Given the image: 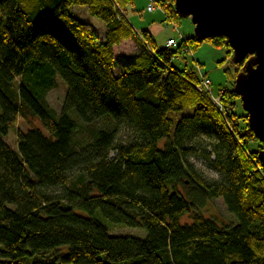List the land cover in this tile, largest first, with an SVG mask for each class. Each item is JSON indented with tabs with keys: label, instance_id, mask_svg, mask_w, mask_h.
Returning a JSON list of instances; mask_svg holds the SVG:
<instances>
[{
	"label": "trees",
	"instance_id": "trees-1",
	"mask_svg": "<svg viewBox=\"0 0 264 264\" xmlns=\"http://www.w3.org/2000/svg\"><path fill=\"white\" fill-rule=\"evenodd\" d=\"M174 1L158 5L176 23ZM131 4L0 0V264H264V145L228 107L240 101L245 61L219 89L220 110L199 75L171 61L203 42L230 53L227 40L181 35L157 48L127 21ZM74 5L104 23L102 42L69 14ZM126 40L138 51L115 58ZM57 78L66 86L58 113L46 100ZM28 114L47 134L16 129L13 150L4 138ZM193 159L218 179H204ZM215 198L235 223L203 215ZM102 219L145 236L111 235Z\"/></svg>",
	"mask_w": 264,
	"mask_h": 264
},
{
	"label": "rangeland",
	"instance_id": "rangeland-1",
	"mask_svg": "<svg viewBox=\"0 0 264 264\" xmlns=\"http://www.w3.org/2000/svg\"><path fill=\"white\" fill-rule=\"evenodd\" d=\"M149 5L153 7L148 10ZM68 12L76 19L87 23L93 29L97 38L101 41L104 39L105 25L96 17L91 16L88 13L86 6H70ZM124 14L127 21L131 24L133 29L138 33L139 31L146 30L149 27H158L160 31L154 36L155 44L157 48H163V44L169 40L175 42L182 36H193L194 25L191 23L190 18H181L178 22L166 21L164 19L165 12L158 5V0H132L131 5H127L124 8ZM184 34V35H183ZM170 37V38H169ZM137 46L130 40L121 42V45L115 48L113 56L116 58L122 54L131 56L137 52ZM226 48H216L207 42H203L195 50L187 48L183 51L181 56H177L172 59L171 65L180 70L187 67V69L194 71L199 76H204L210 81V90L212 97L218 101L220 108L225 104L221 101L222 91L219 89L232 86V75L235 72L233 67V53ZM229 72V75L227 74ZM118 68L114 69V74L118 75ZM235 81V79H234ZM66 92L65 84L57 78L56 86L49 91L46 96V100L49 106L57 113L60 110V106L63 97ZM228 107L234 111L239 120L240 126H243L244 117L246 113L241 108V102L236 101L234 105ZM190 111H184L176 114V117L190 114ZM29 128H37L44 134L46 130L42 126L38 117L28 114L25 118L20 117L15 123L14 127L9 128L7 135L4 138L6 144L13 150L16 149V129L25 132ZM125 136V135H124ZM123 138V137H122ZM249 147H252L250 143ZM191 162L202 173L206 180L218 179L217 174L208 169L204 161L201 159H193ZM182 192V189H180ZM205 217L216 219L218 222L228 224L235 223L232 215L228 213L226 207L221 198L207 199L201 209ZM103 223L109 230L111 235L131 236L137 238H144L145 232L140 228H130L121 225H113L110 222L103 220ZM182 222H190V217L185 216L182 218ZM66 247L59 249L58 251H51L45 254L48 258H54L55 256L63 255L66 253Z\"/></svg>",
	"mask_w": 264,
	"mask_h": 264
},
{
	"label": "water",
	"instance_id": "water-1",
	"mask_svg": "<svg viewBox=\"0 0 264 264\" xmlns=\"http://www.w3.org/2000/svg\"><path fill=\"white\" fill-rule=\"evenodd\" d=\"M174 8L190 18L198 40L224 37L233 63L245 61L233 88L249 129L264 145V0H175ZM258 160L264 167V149Z\"/></svg>",
	"mask_w": 264,
	"mask_h": 264
},
{
	"label": "built area",
	"instance_id": "built-area-1",
	"mask_svg": "<svg viewBox=\"0 0 264 264\" xmlns=\"http://www.w3.org/2000/svg\"><path fill=\"white\" fill-rule=\"evenodd\" d=\"M152 9H153V7H151V5H149L148 10L151 11ZM181 37L182 36H180L179 38H181ZM176 44H177V42H175L174 40H169L165 43V47L172 49L176 46ZM199 78H200L199 90H201L203 93H205L210 98V100L214 103V105L221 110V108L219 107L220 104L218 103V101H216V99H214L212 97L213 95H212V92L210 90V81L207 78H205L204 76H199Z\"/></svg>",
	"mask_w": 264,
	"mask_h": 264
},
{
	"label": "crops",
	"instance_id": "crops-1",
	"mask_svg": "<svg viewBox=\"0 0 264 264\" xmlns=\"http://www.w3.org/2000/svg\"><path fill=\"white\" fill-rule=\"evenodd\" d=\"M125 15V14H124ZM126 17V16H125ZM131 25V24H130ZM133 28V27H132ZM146 31H148L152 36H153V38H154V36L160 31V28H158V27H147L146 28ZM184 35V34H183ZM170 38V37H169ZM104 39V38H103ZM99 40V39H98ZM99 41H101V40H99ZM102 42V41H101ZM121 45V43L119 44V45H117V46H114L113 48H112V50H113V53H114V50H115V48H117L118 46H120ZM165 47V43L163 44V48ZM122 55H125V54H122Z\"/></svg>",
	"mask_w": 264,
	"mask_h": 264
}]
</instances>
